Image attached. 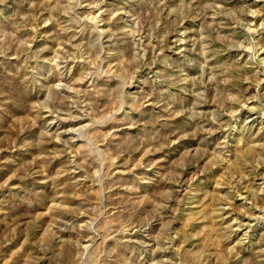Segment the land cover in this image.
<instances>
[{
	"label": "rangeland",
	"instance_id": "374dc122",
	"mask_svg": "<svg viewBox=\"0 0 264 264\" xmlns=\"http://www.w3.org/2000/svg\"><path fill=\"white\" fill-rule=\"evenodd\" d=\"M0 264H264V0H0Z\"/></svg>",
	"mask_w": 264,
	"mask_h": 264
},
{
	"label": "bare ground",
	"instance_id": "6f19581e",
	"mask_svg": "<svg viewBox=\"0 0 264 264\" xmlns=\"http://www.w3.org/2000/svg\"><path fill=\"white\" fill-rule=\"evenodd\" d=\"M57 67V66H56Z\"/></svg>",
	"mask_w": 264,
	"mask_h": 264
}]
</instances>
